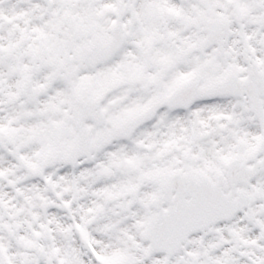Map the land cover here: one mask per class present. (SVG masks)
Wrapping results in <instances>:
<instances>
[{"label":"snow or ice","instance_id":"1","mask_svg":"<svg viewBox=\"0 0 264 264\" xmlns=\"http://www.w3.org/2000/svg\"><path fill=\"white\" fill-rule=\"evenodd\" d=\"M0 264H264V0H0Z\"/></svg>","mask_w":264,"mask_h":264}]
</instances>
